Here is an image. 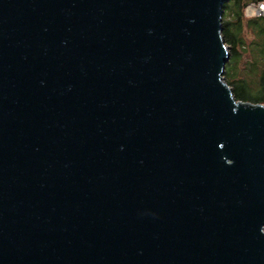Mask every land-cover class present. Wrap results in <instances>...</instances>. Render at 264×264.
<instances>
[{"label":"water","instance_id":"water-1","mask_svg":"<svg viewBox=\"0 0 264 264\" xmlns=\"http://www.w3.org/2000/svg\"><path fill=\"white\" fill-rule=\"evenodd\" d=\"M229 1L0 0V264H264Z\"/></svg>","mask_w":264,"mask_h":264},{"label":"trees","instance_id":"trees-1","mask_svg":"<svg viewBox=\"0 0 264 264\" xmlns=\"http://www.w3.org/2000/svg\"><path fill=\"white\" fill-rule=\"evenodd\" d=\"M252 0H230L222 7V39L230 54L229 61L226 63L222 77L226 78V83L232 91V95L236 101L249 102L251 104H264V18H246L244 16V8ZM249 30L252 37L250 44L246 43L243 37V30ZM249 46L251 54L258 51L261 54L260 72H259V91L254 95L250 85L237 81L230 80L232 75L237 70V62ZM258 54V53H257ZM254 56L252 55L253 60ZM250 61V62H251ZM250 62L246 64V69ZM225 73V75H224Z\"/></svg>","mask_w":264,"mask_h":264},{"label":"rangeland","instance_id":"rangeland-1","mask_svg":"<svg viewBox=\"0 0 264 264\" xmlns=\"http://www.w3.org/2000/svg\"><path fill=\"white\" fill-rule=\"evenodd\" d=\"M243 37L246 39V43L250 44L252 42L251 33L247 28L243 30ZM228 47V46H227ZM229 50V49H228ZM227 50V51H228ZM249 46L247 47V51L243 53V55L239 58V61L237 62V70L230 75V80L237 81L238 83L244 82L250 85L252 89H254L252 92L254 95L258 93L259 89V72H260V61H261V54L256 51L251 54ZM258 53V54H257ZM252 55L254 56L253 60ZM251 61V62H250ZM250 62L249 67L246 69V64ZM225 75V73H224ZM228 78V77H226ZM226 78L224 77V81L226 82Z\"/></svg>","mask_w":264,"mask_h":264},{"label":"built area","instance_id":"built-area-1","mask_svg":"<svg viewBox=\"0 0 264 264\" xmlns=\"http://www.w3.org/2000/svg\"><path fill=\"white\" fill-rule=\"evenodd\" d=\"M243 12L244 16L248 19L256 17L264 18V0H252L246 5Z\"/></svg>","mask_w":264,"mask_h":264}]
</instances>
